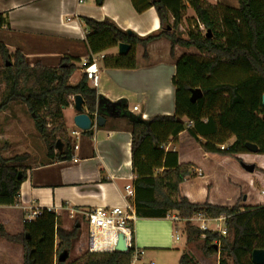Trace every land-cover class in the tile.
I'll list each match as a JSON object with an SVG mask.
<instances>
[{
    "label": "trees",
    "instance_id": "obj_1",
    "mask_svg": "<svg viewBox=\"0 0 264 264\" xmlns=\"http://www.w3.org/2000/svg\"><path fill=\"white\" fill-rule=\"evenodd\" d=\"M131 1L139 13L151 7L156 9L160 19L157 32L139 36L122 30L111 19L83 17L89 31L86 42L92 55L120 43L130 45L127 54L103 58L104 67L120 69H135L136 48L144 47V57L148 58L147 47L160 39L170 41L172 56L177 46L196 49L199 55L184 54L177 60L172 77L174 114L149 119L134 115L125 100L111 102L98 94L89 85L87 73L76 85L70 84L78 69L77 60L64 57L56 67L40 61L31 64L22 52L10 53L2 42L0 57L5 64L0 68V79L5 91L0 99V113L14 103H23L47 145L48 156L58 160L72 158L73 141L68 137L63 114L72 102L71 96L83 97L89 111L97 113L98 126L104 125L101 117H126L132 132L136 216L164 219L176 213L185 222L187 243L196 244L204 257L217 256L218 264H254L253 251L264 249V204L241 207L236 203L228 207L208 201L191 202L182 194V185L194 175V167L180 163L178 152L166 147L187 131L206 153L237 156L249 153L246 143L250 142L258 145L259 155H264V0H238L237 7L208 0ZM188 8L195 13L197 27L182 36L179 27ZM3 24L0 13V27ZM196 88H201L204 95L192 102L191 91ZM59 140L63 148L56 151ZM27 155L5 157L0 151V206L18 204L28 170L24 164ZM198 212L210 217L225 215L227 235L206 230V238H201L203 231L186 220ZM132 228V248L128 252L88 250L70 264H130L136 247L134 223ZM0 237L22 245V264H68L59 257L78 241L80 227L75 224L64 229L56 212L42 209L35 220L24 222L20 234H9L0 223ZM180 264L198 263L185 251Z\"/></svg>",
    "mask_w": 264,
    "mask_h": 264
},
{
    "label": "crops",
    "instance_id": "obj_2",
    "mask_svg": "<svg viewBox=\"0 0 264 264\" xmlns=\"http://www.w3.org/2000/svg\"><path fill=\"white\" fill-rule=\"evenodd\" d=\"M208 1L226 5L227 2L238 0ZM0 13L4 19V24L0 27V42L10 53L20 51L31 64L40 61L49 67L58 66L64 57L77 60L75 63L78 69L69 81L72 85L80 81L88 64L96 59L99 83L94 86L89 81V85L98 94L111 102L125 100L128 110L144 119L175 113L172 77L176 73V63L182 55L192 54L189 50L194 48L177 46L172 56L170 41L160 39L147 47L148 58L144 57V47L136 48L135 69H120L106 68L103 63L104 56L119 55L118 46L92 55L86 42L89 31L83 17L99 21L111 19L122 30L147 36L160 29V19L154 7L139 13L131 0H0ZM70 100L72 102L63 109V114L68 137L73 141L72 158L52 159L46 152L42 155L33 154L31 148L26 146L23 153H30L32 164L28 165L26 179L21 184L18 204L0 206V223L9 234L16 235L23 232L28 207L52 210L59 216L62 228L71 229L75 224L79 225L80 237L75 245L84 247L88 244L87 211L96 207H123L129 202L131 210L135 212V196H125V186H134L135 181L132 168V132L127 118L119 114L101 117L104 125L98 126V120L95 121L94 113L89 111L84 100L83 111L91 115L92 128L78 136L73 135L74 130L81 129L74 123L77 114L74 96ZM135 106L138 109L135 110ZM24 132H20L21 136L28 139ZM182 134L183 132L177 139ZM21 136L19 139H22ZM177 139L169 142L166 148L177 151L174 146ZM180 150L177 151L178 159L180 163H184L185 157H182ZM209 155L211 154L205 156L208 158ZM252 155L259 154L245 153L239 156L246 157V163L255 164V171H261L259 179L262 191L264 155ZM37 159L38 163H34ZM194 170H201L204 174L203 177L197 176L195 179L207 177L201 164L196 163ZM189 178L182 185L183 195L191 202L208 200L211 204L219 205L210 196L211 185L203 186L207 184L204 181L206 178L204 183L198 184L197 189L189 186L188 189L185 186L190 183L187 181ZM250 184L256 185V182L251 180ZM245 196L242 205H251L246 204L249 194ZM172 214L176 213H171L164 219L136 216L135 246L145 251L144 258L148 253L176 249L174 235L179 227L177 222L172 221ZM178 222L182 223V220ZM84 237H87L86 240ZM23 260L22 245L0 237V264H22Z\"/></svg>",
    "mask_w": 264,
    "mask_h": 264
},
{
    "label": "rangeland",
    "instance_id": "obj_3",
    "mask_svg": "<svg viewBox=\"0 0 264 264\" xmlns=\"http://www.w3.org/2000/svg\"><path fill=\"white\" fill-rule=\"evenodd\" d=\"M235 2H227L228 4L226 5L237 7L238 1ZM195 18L194 11L191 8H188L184 21L179 27L182 36H185L187 31L193 30L197 27ZM200 27L204 30L203 26ZM189 52L199 55V52L196 49H190ZM4 64V60L0 57V68ZM4 91L5 85L0 79V99L4 94ZM20 132L27 134L28 139L23 138ZM20 136L22 139H19ZM26 146L29 147V149L31 148L30 150L33 154L36 153L42 155L48 151L46 143L40 138L36 131L34 121L29 114L27 107L23 103L17 102L12 104L6 111L0 113V151L5 157L28 154V159L24 163L25 166L28 167V165L32 164L31 160H33V158L30 153H23ZM174 146L178 152L181 149L180 153L183 154L182 157H185L184 164H190V166L193 167L196 163L201 164L207 175V177H205L206 179L204 178L205 180L195 179V177L198 176L197 174L191 176L187 180L190 183L185 186L186 188L189 186L192 189H197L198 184L200 185L204 180L207 184H203V186L210 187L211 185L210 196L211 198L214 197L219 205L232 207L238 203L241 207H244L246 206L242 205L244 204V197L248 194L249 199L246 204H251L250 206L255 205L254 203L257 202H262V204H264L259 179L261 177V171L256 170L252 173L245 171L241 163L245 162L246 157L239 155L224 157L211 154L207 158L205 155L208 153L202 149L199 142L188 135L187 131H183V134L177 139ZM252 156L262 157V155ZM34 163H38V159ZM251 180H254L256 185H251ZM205 201L208 200H204L203 202ZM177 224L179 231L181 232V239L176 242V249L148 253L144 258L145 263L153 261L154 264H180L182 254L187 251L193 256L198 264H218L217 256L206 258L202 255L196 244L187 243L184 221H182V223L177 222ZM210 225L214 226L215 223L213 222ZM86 238L87 237H84L83 239L86 240ZM86 251H88L87 246L76 247L74 244V247L68 252L66 262L68 264L74 262Z\"/></svg>",
    "mask_w": 264,
    "mask_h": 264
},
{
    "label": "built area",
    "instance_id": "obj_4",
    "mask_svg": "<svg viewBox=\"0 0 264 264\" xmlns=\"http://www.w3.org/2000/svg\"><path fill=\"white\" fill-rule=\"evenodd\" d=\"M83 2L84 0H79ZM103 57V55H102ZM89 80L94 86L99 83V69L97 66L96 59L92 63L88 64L85 69ZM134 109H138L137 106ZM95 121L98 120L97 113H94ZM83 130H74L72 133L78 136ZM77 148V145L75 146ZM224 148V146H222ZM167 149V148H166ZM194 174L199 177H203L201 170H194ZM125 196L134 197L135 190L133 184H127L125 186ZM264 202V190L261 191ZM42 214V209L36 207H28V211L25 215V221L30 222L35 220ZM136 219V214L131 210L129 202L122 206H111V207H96L86 212V220L88 223V250L91 252H113L118 242V236L122 233L126 240L128 249L132 248V223ZM171 219L174 222L181 221L177 214H172ZM191 222L192 225L197 226L203 231L200 235L201 238H206V230H213L218 232L220 236L227 235V217L221 215L219 217H210L203 212H198L192 217L186 219ZM215 223L211 226V223ZM174 239L180 241L181 235L178 229L175 231ZM145 251L143 249L135 247L132 260L130 264H154V262H144Z\"/></svg>",
    "mask_w": 264,
    "mask_h": 264
},
{
    "label": "water",
    "instance_id": "obj_5",
    "mask_svg": "<svg viewBox=\"0 0 264 264\" xmlns=\"http://www.w3.org/2000/svg\"><path fill=\"white\" fill-rule=\"evenodd\" d=\"M209 36H211V34L209 33ZM118 51L119 54H127L130 51V45L126 44V43H120L118 45ZM6 65H10V62H7ZM192 95H191V101L192 102H196L198 99L203 97V91L201 88H196V89H192L191 91ZM83 104H84V99L80 94H77L74 96V105H75V110L77 111L76 116L74 117V123L75 125L83 130V131H88L92 128V124H93V119L91 117L90 114L85 113L83 111ZM263 104H264V95H263ZM115 108L112 109V111H114ZM101 120V119H99ZM63 145L61 143V141L59 140L56 144V149L57 150H62ZM246 148L248 149V151L252 154H258L259 152V148L258 145L254 144V143H250L247 142L246 143ZM242 167L244 170H246L247 172H254L256 169V165L253 163H245L242 162ZM21 175V174H20ZM19 175V178H20ZM246 198V196H245ZM116 251H122V252H128V247L126 245V240L125 237L122 233L119 234L118 236V242L117 245L115 247ZM68 256V251L65 250L64 252L61 253L59 260L61 262L66 261ZM252 262L254 264H264V249H255L252 253Z\"/></svg>",
    "mask_w": 264,
    "mask_h": 264
}]
</instances>
